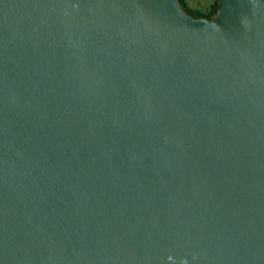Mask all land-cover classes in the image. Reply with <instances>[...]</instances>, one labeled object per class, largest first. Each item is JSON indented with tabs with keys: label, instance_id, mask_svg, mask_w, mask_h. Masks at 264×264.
Listing matches in <instances>:
<instances>
[{
	"label": "water",
	"instance_id": "water-1",
	"mask_svg": "<svg viewBox=\"0 0 264 264\" xmlns=\"http://www.w3.org/2000/svg\"><path fill=\"white\" fill-rule=\"evenodd\" d=\"M0 0V264H264V0Z\"/></svg>",
	"mask_w": 264,
	"mask_h": 264
},
{
	"label": "trees",
	"instance_id": "trees-1",
	"mask_svg": "<svg viewBox=\"0 0 264 264\" xmlns=\"http://www.w3.org/2000/svg\"><path fill=\"white\" fill-rule=\"evenodd\" d=\"M180 5L186 10L189 14L194 17H206V18H214L218 14L219 10V1L214 0V2L210 5L207 11L203 12L199 9H195L190 7L188 0H178Z\"/></svg>",
	"mask_w": 264,
	"mask_h": 264
},
{
	"label": "rangeland",
	"instance_id": "rangeland-1",
	"mask_svg": "<svg viewBox=\"0 0 264 264\" xmlns=\"http://www.w3.org/2000/svg\"><path fill=\"white\" fill-rule=\"evenodd\" d=\"M214 0H188L190 7L199 9L203 12L207 11Z\"/></svg>",
	"mask_w": 264,
	"mask_h": 264
}]
</instances>
